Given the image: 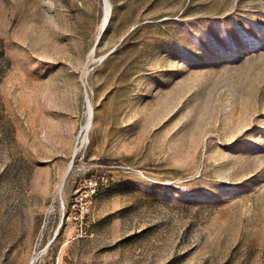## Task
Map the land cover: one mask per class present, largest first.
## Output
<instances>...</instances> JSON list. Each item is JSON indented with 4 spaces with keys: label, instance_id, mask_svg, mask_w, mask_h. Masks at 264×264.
<instances>
[{
    "label": "rangeland",
    "instance_id": "1",
    "mask_svg": "<svg viewBox=\"0 0 264 264\" xmlns=\"http://www.w3.org/2000/svg\"><path fill=\"white\" fill-rule=\"evenodd\" d=\"M109 3L0 0V264H264V0Z\"/></svg>",
    "mask_w": 264,
    "mask_h": 264
},
{
    "label": "bare ground",
    "instance_id": "2",
    "mask_svg": "<svg viewBox=\"0 0 264 264\" xmlns=\"http://www.w3.org/2000/svg\"><path fill=\"white\" fill-rule=\"evenodd\" d=\"M105 5H106V10L105 12L107 11V14L109 13V10H110V3H109V0H105ZM106 15V14H105Z\"/></svg>",
    "mask_w": 264,
    "mask_h": 264
}]
</instances>
